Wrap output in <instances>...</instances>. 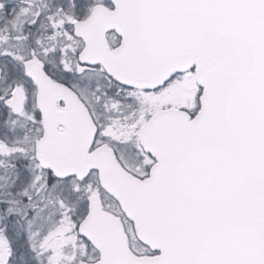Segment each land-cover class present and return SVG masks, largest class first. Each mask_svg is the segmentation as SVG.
<instances>
[{"label":"snow or ice","instance_id":"obj_1","mask_svg":"<svg viewBox=\"0 0 264 264\" xmlns=\"http://www.w3.org/2000/svg\"><path fill=\"white\" fill-rule=\"evenodd\" d=\"M0 264H264V0H0Z\"/></svg>","mask_w":264,"mask_h":264}]
</instances>
